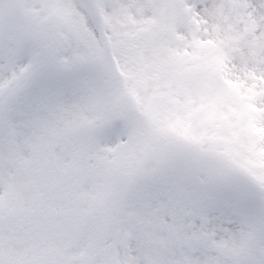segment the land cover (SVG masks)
Wrapping results in <instances>:
<instances>
[{
	"label": "snow or ice",
	"instance_id": "snow-or-ice-1",
	"mask_svg": "<svg viewBox=\"0 0 264 264\" xmlns=\"http://www.w3.org/2000/svg\"><path fill=\"white\" fill-rule=\"evenodd\" d=\"M0 264H264V0H0Z\"/></svg>",
	"mask_w": 264,
	"mask_h": 264
}]
</instances>
